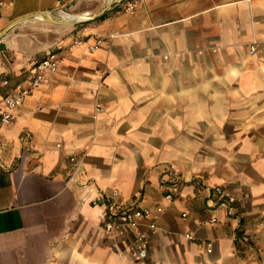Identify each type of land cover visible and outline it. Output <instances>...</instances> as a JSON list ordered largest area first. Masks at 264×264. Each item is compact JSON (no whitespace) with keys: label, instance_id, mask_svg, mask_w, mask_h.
<instances>
[{"label":"crops","instance_id":"crops-1","mask_svg":"<svg viewBox=\"0 0 264 264\" xmlns=\"http://www.w3.org/2000/svg\"><path fill=\"white\" fill-rule=\"evenodd\" d=\"M21 1L2 0L0 31L56 2L95 18L47 42L30 24L0 40V109L48 53L62 59L0 124V264H264V0H144L130 13L125 0ZM70 158L81 165L67 183ZM214 186L234 209L211 201ZM112 192L164 209L154 234L141 227L143 260L134 233L103 228Z\"/></svg>","mask_w":264,"mask_h":264},{"label":"built area","instance_id":"built-area-1","mask_svg":"<svg viewBox=\"0 0 264 264\" xmlns=\"http://www.w3.org/2000/svg\"><path fill=\"white\" fill-rule=\"evenodd\" d=\"M144 0H125L121 2V10L125 13L133 12ZM3 6L2 0H0V8ZM59 13H68L60 2H56L55 10L47 13L53 19H59ZM82 40H77L75 44H81ZM101 45V40L95 41V44L89 46L90 52H93L98 46ZM250 52H254V49H250ZM62 59L57 52L48 53L41 61L36 63L34 72L29 80V84L25 88H15L8 93L3 99V109H0V124H8L13 120V112L18 109L25 99L31 94L33 90H36L44 82L46 74H54L58 71L61 65ZM8 83L5 81L4 85ZM70 164L72 172L67 179V183L74 180V176L80 172V161L76 158H70ZM172 177L176 180L172 184V190L168 191L164 199L168 202L174 200L177 187L179 186L178 173L172 171ZM211 201L220 206L234 209L236 203V197L226 192L221 186H214L210 188ZM164 209L158 205L152 209L140 206L139 204H124L119 200V194L112 192L103 203V228L107 233H134L136 238L132 244L131 250L135 251L136 255L140 259L147 257V234L141 231V227L146 222V226L150 233L156 232V222L163 214ZM182 218L186 215L182 214ZM217 220L213 217L202 221L201 226L209 227L214 225ZM185 237L188 240L192 239L190 234H186Z\"/></svg>","mask_w":264,"mask_h":264},{"label":"rangeland","instance_id":"rangeland-1","mask_svg":"<svg viewBox=\"0 0 264 264\" xmlns=\"http://www.w3.org/2000/svg\"><path fill=\"white\" fill-rule=\"evenodd\" d=\"M23 2L24 1L22 0L21 3ZM86 13H89V12H86ZM28 24L34 26L35 34L38 37V40L42 42L50 41V39L55 38L57 36L58 37L65 36L67 34L66 32H68L69 30H71L70 28H72V27L54 26V25L43 22V20L41 19L28 20V21L20 23L17 26L20 27V26H25ZM80 24H83V23H80Z\"/></svg>","mask_w":264,"mask_h":264},{"label":"water","instance_id":"water-1","mask_svg":"<svg viewBox=\"0 0 264 264\" xmlns=\"http://www.w3.org/2000/svg\"><path fill=\"white\" fill-rule=\"evenodd\" d=\"M123 0H117L116 2H121ZM111 5V3H110ZM109 5V6H110ZM109 8V7H108ZM103 12H101L100 14H102ZM37 17H42L43 22L54 25V26H61V27H74L80 23L86 22V21H90L92 19H94L95 17L89 18L88 20H84V21H76V22H63L62 20L59 19H53L50 16H48L45 13H40V14H34V15H30V16H24L21 18H18L16 20L11 21L7 26H5L1 31H0V40L5 36V34H7V32L13 28L14 26L28 21V20H33Z\"/></svg>","mask_w":264,"mask_h":264},{"label":"bare ground","instance_id":"bare-ground-1","mask_svg":"<svg viewBox=\"0 0 264 264\" xmlns=\"http://www.w3.org/2000/svg\"><path fill=\"white\" fill-rule=\"evenodd\" d=\"M89 18H91V14H77L76 15V14H68V13H59V20H62L63 22L84 21V20H88ZM35 19L42 20V17H37Z\"/></svg>","mask_w":264,"mask_h":264}]
</instances>
